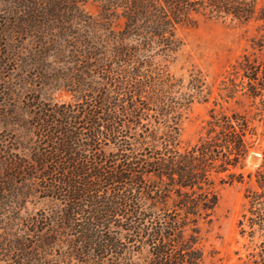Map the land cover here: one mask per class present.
Wrapping results in <instances>:
<instances>
[{"label": "trees", "instance_id": "trees-1", "mask_svg": "<svg viewBox=\"0 0 264 264\" xmlns=\"http://www.w3.org/2000/svg\"><path fill=\"white\" fill-rule=\"evenodd\" d=\"M196 16L260 23L252 51L219 84L222 100L243 97L255 112L211 109L203 136L184 149L181 113L209 92L200 72L175 77L155 60L176 51V29ZM0 62L18 73L28 115L19 123L33 139L29 148L0 140V191L13 193L0 264H203L201 225L214 217L216 183L243 180L235 171L253 147V121L264 123V5L0 0ZM47 92L72 101L41 98ZM247 177L254 188L238 227L251 264H264V162ZM30 202L43 208L27 213Z\"/></svg>", "mask_w": 264, "mask_h": 264}, {"label": "rangeland", "instance_id": "rangeland-1", "mask_svg": "<svg viewBox=\"0 0 264 264\" xmlns=\"http://www.w3.org/2000/svg\"><path fill=\"white\" fill-rule=\"evenodd\" d=\"M263 5L264 0H258V6ZM84 9L91 15L95 14V8L91 4H86ZM259 29L260 23L255 20L239 23L229 18L207 19L196 16L194 26L176 29L178 41L176 51L166 60H155L157 65L175 77L187 78L191 72H200L209 92L206 102H195L181 113L179 139L182 148L195 145L203 136L211 109L216 114L240 112L247 113L250 118L254 117L255 110L250 107L247 99L237 97L234 100H222L219 84L229 68L242 55L252 51L253 42L261 35ZM10 44L15 47L18 44L26 45L32 42L26 39L21 43ZM17 75V72L12 71V67H2L0 62V87H9L8 91L10 90L6 92L9 95L0 103V140H6L11 146L15 144V139H18L21 146L29 148L33 140L31 129L27 124L21 129L19 123V120L27 121L28 115L25 112V94L18 91V85L15 86L19 82ZM4 82L8 83L4 85ZM44 97H51L54 102L72 101L71 97L63 92L43 93L41 98ZM253 126L256 128L253 147L241 168L235 171L243 175V180L232 185L216 183L215 190L219 195V201L214 217L209 225H201L200 247L204 253L203 264H251L248 257L251 246L246 236L241 237L238 222L245 210V191L254 188L253 177L248 178L247 175L253 174L264 162V123L255 117ZM11 195L12 192L0 191V236L3 233L2 228L5 227L6 217L9 219L12 217L11 212H7L13 208ZM41 208L43 203L30 202L26 206V212H35ZM10 222L13 223L11 220Z\"/></svg>", "mask_w": 264, "mask_h": 264}]
</instances>
